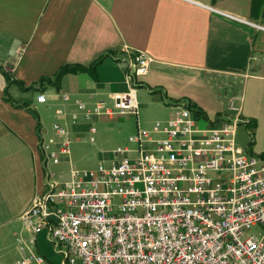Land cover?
I'll return each mask as SVG.
<instances>
[{"label":"crops","instance_id":"1","mask_svg":"<svg viewBox=\"0 0 264 264\" xmlns=\"http://www.w3.org/2000/svg\"><path fill=\"white\" fill-rule=\"evenodd\" d=\"M125 46L151 59L135 84V131L166 120L186 99L205 112L200 127L218 124L235 98L254 128L252 154L264 155V0H0V264L21 256L24 214L47 189L41 141L54 132L43 114L73 135L74 118H83L78 101L115 107L117 94L130 89ZM106 52L96 78L76 72L59 85L40 81ZM142 109L158 119L142 123ZM123 115L133 114L110 119ZM64 156L58 172L72 164ZM13 245L20 256L8 261Z\"/></svg>","mask_w":264,"mask_h":264},{"label":"built area","instance_id":"2","mask_svg":"<svg viewBox=\"0 0 264 264\" xmlns=\"http://www.w3.org/2000/svg\"><path fill=\"white\" fill-rule=\"evenodd\" d=\"M121 53L129 91L117 94L115 107L102 99L94 106L78 101L84 119L136 116L134 87L151 59L127 46ZM239 121L235 98L220 122L206 127L188 106H178L166 120L129 135L130 144L114 148L118 159L109 166L49 170L46 191L24 214L32 237H22L21 256L10 264H51L30 249L44 229L63 248L62 264H264V157L236 145ZM53 129L41 148L60 165L72 135L58 121ZM89 130L94 134V125ZM257 225L260 231L249 233Z\"/></svg>","mask_w":264,"mask_h":264},{"label":"rangeland","instance_id":"3","mask_svg":"<svg viewBox=\"0 0 264 264\" xmlns=\"http://www.w3.org/2000/svg\"><path fill=\"white\" fill-rule=\"evenodd\" d=\"M144 88L140 87L141 90H144ZM138 93L140 95L141 91ZM186 100L188 101V99ZM145 111L146 109H142L139 115L142 123L158 119V116L154 112ZM43 117L50 134H52L54 132V123L57 121L55 115L46 112L43 114ZM108 118V116L103 115L97 119H94V117L90 120L82 118L79 122L72 123V126L78 128V131L72 135L71 154L65 155L64 159L70 158L72 160V166L87 169L96 168L99 164L109 166L112 160H117L118 157L114 156L113 150L117 146L130 144L128 137L136 129V117L134 115H123L115 117L114 119ZM92 125L95 127L94 134H91L89 130ZM52 135L54 136V133ZM92 136H94L93 141L91 140ZM235 140L236 145L242 147L247 154L254 155L252 154L254 128L247 124V121H243L242 118H240L236 128ZM48 165V169L54 172L62 169V165H54L51 161L48 162ZM222 175L228 177L230 172H223ZM260 229L261 227L259 225L253 226L249 229V233H258ZM24 236L30 239L32 237L31 231L25 228L24 233L20 235L19 243L22 245L21 240ZM29 239L25 242L27 248L31 247ZM30 249H34L36 252L43 254L51 264H62L63 262V248L49 238L47 229H44L37 235V241ZM8 254V261L14 260L16 256H20L18 251L15 250V245H13V250H10Z\"/></svg>","mask_w":264,"mask_h":264},{"label":"trees","instance_id":"4","mask_svg":"<svg viewBox=\"0 0 264 264\" xmlns=\"http://www.w3.org/2000/svg\"><path fill=\"white\" fill-rule=\"evenodd\" d=\"M108 55H110V53H108V52L100 55L98 58H96L94 60V62H92L88 66L81 65V64H66V65H63L55 73V75L53 77L43 76L42 78H40V81L41 82H48V83L54 84V85H59L60 80L62 79V77L65 74H67V73H76V72H89V73H91L94 76V78H96V67ZM7 78H8V83H11L13 81V80L10 79V76L8 74H7ZM17 83H19V82H17ZM19 84L22 85L21 83H19ZM186 105L195 113V116L197 118L206 116L205 112L200 107H198L195 103L186 100ZM262 156L264 157V155H262Z\"/></svg>","mask_w":264,"mask_h":264}]
</instances>
